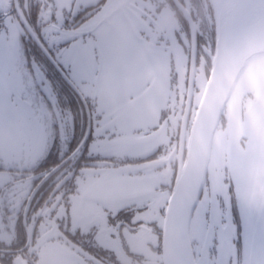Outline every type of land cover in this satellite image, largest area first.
<instances>
[{"label": "flooded vegetation", "instance_id": "flooded-vegetation-1", "mask_svg": "<svg viewBox=\"0 0 264 264\" xmlns=\"http://www.w3.org/2000/svg\"><path fill=\"white\" fill-rule=\"evenodd\" d=\"M46 1L52 10L37 0L0 3V38L17 29L21 65L36 78L37 67L47 82L37 95L39 126L29 125L31 106L16 82L11 109L1 102L9 121L4 130L0 124V263L163 264V218L215 50L212 0H113L126 24L118 68L173 76L183 91L179 111L172 107L156 125L118 137L93 121L90 102L51 56L58 49L52 39L76 30L108 0L77 9V0ZM225 124L222 116L221 142ZM220 162L212 148V179L207 173L189 225L196 264L243 261L239 184Z\"/></svg>", "mask_w": 264, "mask_h": 264}, {"label": "rangeland", "instance_id": "rangeland-1", "mask_svg": "<svg viewBox=\"0 0 264 264\" xmlns=\"http://www.w3.org/2000/svg\"><path fill=\"white\" fill-rule=\"evenodd\" d=\"M3 1L0 0V3ZM37 1L44 5L45 10H52L48 1ZM90 1L93 0H77L73 8L77 9L79 5L86 6ZM114 6L118 5H115L113 0H108L99 13L82 22L76 30H71L67 34L61 33L52 39L51 44L58 45V49L51 56L59 69L68 76L76 91L90 102L93 121L97 120L102 129L105 127L110 129L108 136L114 134L118 137L117 135L127 134L133 129L137 131L156 125L158 116L162 112L164 115L168 114V110L172 107L179 111L182 104L179 94L183 91L179 82L173 81V76H169L167 81L166 74L161 73L160 69L158 71L161 74L155 77V73L137 65L129 66L124 71L118 68L116 47L125 41L126 24L123 17L124 10H116ZM56 7L60 9L58 4ZM41 18L42 21L46 19L45 15ZM18 36V30L10 28L0 38V109L3 101L5 102L3 111L11 109L8 102L11 97L15 98L16 82L17 91L31 106L32 115L29 125L39 126L40 111L37 95L40 90L46 91L47 82L37 67H34L36 78L26 71L23 64L21 65L23 61L20 56L21 45ZM191 73H194L192 68ZM248 75L255 77L258 89L257 111L253 114L249 103H246L248 108L243 111L241 132L237 135L240 143L235 141L237 142L234 148L236 161L235 171L232 173L239 184V195L241 197L243 195L244 199L247 197L249 183L254 174V160L260 142L261 126L264 125V66L261 63H252L244 78L241 77L239 84H242ZM205 84L200 86V90ZM187 91L189 93V90ZM22 109L24 113L25 109ZM23 113L18 114L19 123L22 121ZM43 116L47 117L46 111ZM7 118L9 115L2 117L0 110V124L3 122V130L9 121ZM70 120H73V115L68 118V121ZM221 132L223 142L219 138V132L215 133L213 155L217 161H221L223 171L228 174V163L224 160V155H227L226 131L223 129ZM14 141L16 144L19 143L15 129ZM6 166L9 164L7 163Z\"/></svg>", "mask_w": 264, "mask_h": 264}, {"label": "water", "instance_id": "water-1", "mask_svg": "<svg viewBox=\"0 0 264 264\" xmlns=\"http://www.w3.org/2000/svg\"><path fill=\"white\" fill-rule=\"evenodd\" d=\"M212 4L215 50L208 81L188 132L186 156L179 165L163 218V264H196L189 240V225L207 173L210 181L212 179L211 152L215 131L226 112V163L228 174L234 178V148L241 132L243 111L248 108L246 103L253 114L257 111L255 77L248 75L242 84L239 82L252 63L264 66V0H212ZM192 75L190 72L188 98ZM261 128L247 197L240 196L242 264H264V125Z\"/></svg>", "mask_w": 264, "mask_h": 264}, {"label": "trees", "instance_id": "trees-1", "mask_svg": "<svg viewBox=\"0 0 264 264\" xmlns=\"http://www.w3.org/2000/svg\"><path fill=\"white\" fill-rule=\"evenodd\" d=\"M67 91H65V93H66Z\"/></svg>", "mask_w": 264, "mask_h": 264}]
</instances>
